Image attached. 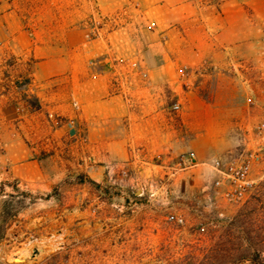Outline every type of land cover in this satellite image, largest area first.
<instances>
[{"label": "crops", "instance_id": "1", "mask_svg": "<svg viewBox=\"0 0 264 264\" xmlns=\"http://www.w3.org/2000/svg\"><path fill=\"white\" fill-rule=\"evenodd\" d=\"M262 38L264 0H0V247L7 192L20 204L88 180L207 190L211 163L264 122L256 109L247 125L228 114L255 77L241 57ZM189 152L196 166L175 170Z\"/></svg>", "mask_w": 264, "mask_h": 264}, {"label": "rangeland", "instance_id": "2", "mask_svg": "<svg viewBox=\"0 0 264 264\" xmlns=\"http://www.w3.org/2000/svg\"><path fill=\"white\" fill-rule=\"evenodd\" d=\"M241 61L256 76L264 48ZM251 79L228 112L243 125L247 110L261 113L264 107V85ZM251 95L254 106L246 102ZM249 123L241 130V152L264 150L256 131L260 124ZM175 180L138 181L133 188L115 182L97 188L87 183L88 190L67 186L49 200L28 194L20 204L7 192L0 264H264V159L253 165L251 184L237 204L225 200L215 181L200 192L194 179L173 186ZM34 248L39 254L31 257Z\"/></svg>", "mask_w": 264, "mask_h": 264}, {"label": "built area", "instance_id": "3", "mask_svg": "<svg viewBox=\"0 0 264 264\" xmlns=\"http://www.w3.org/2000/svg\"><path fill=\"white\" fill-rule=\"evenodd\" d=\"M262 42H264V38H262ZM121 65L125 66L126 62H120ZM128 64L129 71L127 72L133 74V71L136 69L135 63H126ZM112 71H114L113 66L110 67ZM252 70V67H250ZM187 70L181 69L182 77L185 76ZM126 74V75H127ZM115 82L119 83L118 76L115 75ZM256 83L264 85V63H262V67L259 72L255 76ZM250 81L249 84H251ZM246 102L249 106H254L257 103V100L251 96L246 99ZM174 111L179 110V105L175 104L173 106ZM262 112H264V107H262ZM56 124L60 125L63 123L60 119H55ZM67 125H72L73 121H66ZM257 135L259 138L264 139V123H261L256 128ZM264 159V150L261 148L256 151H248V152H239L232 154L228 157L227 160L223 161L217 159L211 163L212 170L218 175V179L215 181V186H226V189L223 192V197L229 203L237 204L241 202L246 194V189L251 184L250 182V173L252 167L255 163ZM196 166L195 162V154L193 152H189L181 155L177 158L175 162V170L183 171L189 168H193ZM179 223L182 221L179 220Z\"/></svg>", "mask_w": 264, "mask_h": 264}, {"label": "trees", "instance_id": "4", "mask_svg": "<svg viewBox=\"0 0 264 264\" xmlns=\"http://www.w3.org/2000/svg\"><path fill=\"white\" fill-rule=\"evenodd\" d=\"M75 182H76L77 184H78V183H83V180H82L81 177L78 176V177L76 178V181H75ZM86 182H87L88 184L92 185L93 187H96V188L98 187V185L95 184V183H93L92 181H89V180H88V181H86Z\"/></svg>", "mask_w": 264, "mask_h": 264}, {"label": "water", "instance_id": "5", "mask_svg": "<svg viewBox=\"0 0 264 264\" xmlns=\"http://www.w3.org/2000/svg\"><path fill=\"white\" fill-rule=\"evenodd\" d=\"M39 254V250L37 248H34L31 253V257H35Z\"/></svg>", "mask_w": 264, "mask_h": 264}]
</instances>
